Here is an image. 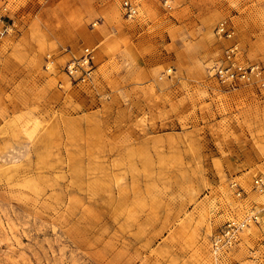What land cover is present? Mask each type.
Segmentation results:
<instances>
[{"label":"rangeland","instance_id":"obj_1","mask_svg":"<svg viewBox=\"0 0 264 264\" xmlns=\"http://www.w3.org/2000/svg\"><path fill=\"white\" fill-rule=\"evenodd\" d=\"M70 1L0 0V264H264V73L208 71L233 44L263 64L264 0H132L131 19ZM252 208L216 260L213 235Z\"/></svg>","mask_w":264,"mask_h":264},{"label":"built area","instance_id":"obj_2","mask_svg":"<svg viewBox=\"0 0 264 264\" xmlns=\"http://www.w3.org/2000/svg\"><path fill=\"white\" fill-rule=\"evenodd\" d=\"M163 1L167 9H173L174 0ZM122 8L127 18H135L139 14L138 4L132 0H124ZM1 15L0 13V22L3 21ZM10 30H12V26L9 25H3L0 28L2 33ZM217 33L222 36H232V30L225 21L219 24ZM237 49L236 44L227 47L223 57L214 61L208 67L210 75L215 76L222 83L236 84L237 82H250L264 73V62L263 64H243L238 61ZM92 52L89 47H86L80 58L73 59L66 64L65 70L69 77L74 78L75 81H87L93 77L95 62ZM255 186L260 190H264V177L256 178ZM257 222H259V213L255 208L250 209L243 217H234L227 220L212 237L211 251L216 260H222L227 251L240 243L242 233ZM260 246L264 249V237L260 240ZM249 257L252 264H255L258 261L257 249H251Z\"/></svg>","mask_w":264,"mask_h":264},{"label":"crops","instance_id":"obj_3","mask_svg":"<svg viewBox=\"0 0 264 264\" xmlns=\"http://www.w3.org/2000/svg\"><path fill=\"white\" fill-rule=\"evenodd\" d=\"M101 0H71L70 3H71V8H74L75 9V13H82L85 9L89 8L90 6H92L94 9L96 8H100L99 7V2ZM96 36H101V35H98L100 33L96 32L95 33Z\"/></svg>","mask_w":264,"mask_h":264}]
</instances>
